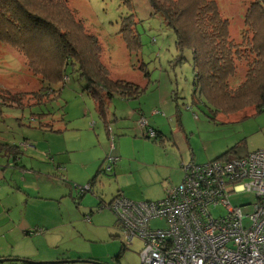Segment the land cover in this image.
Instances as JSON below:
<instances>
[{"label": "rangeland", "instance_id": "1", "mask_svg": "<svg viewBox=\"0 0 264 264\" xmlns=\"http://www.w3.org/2000/svg\"><path fill=\"white\" fill-rule=\"evenodd\" d=\"M216 1L221 15L229 20L230 39L239 40L244 14L253 0ZM131 3L130 10L125 0H68V6L100 43V59L108 78L140 85L134 97L124 98L114 93L107 98L109 115L105 121L114 136L112 141V136L105 135V122L98 115L89 83L77 66L69 61L64 69L66 77L49 84L29 70L20 52L0 43V89L16 94L14 100L20 98L19 102L0 100V172L6 176L4 183L0 180V187L5 190L9 179L22 185L21 170L26 167L25 176L30 185L27 187L33 198L25 209L32 218V233H37L29 239L28 254L36 257L37 245L46 251L55 245L51 240L58 232L39 231L55 224L60 212L70 216L74 212L77 215L89 209L94 211L92 223L84 231L62 238L58 248H64L62 259L66 260L55 264H96L86 259L91 252L103 255L105 261L109 259L106 264H142L141 240L134 238L125 245L120 228L115 226L114 212L108 207L98 209L100 199L109 200L117 193L132 201L161 199L166 186L181 181L182 163L210 162L232 146L240 152L264 148V110L259 115L241 118L242 112H217L203 102L192 103V52L183 50L182 60L177 61L175 33L158 15L150 13L148 0H131ZM131 12L137 21L139 39L135 52L127 48L122 32L123 29L126 33L124 24ZM42 86L52 90L48 93V89L41 90ZM38 91L43 95L35 94ZM142 118L167 137L156 140L145 137L146 129L139 126ZM49 125L54 129L50 130ZM3 139L12 142L2 146ZM177 145L189 146L184 161ZM10 153L17 155L15 163L6 157ZM109 155L117 157L110 172L106 171ZM236 156L239 154L229 153L224 158ZM229 200L240 205L245 215L251 212L249 203L254 197L248 192H232ZM19 210L20 207L13 212L17 221L22 218ZM227 213L222 204L212 207L214 218ZM165 224V220L158 218L150 222L152 228ZM110 226L116 228L118 236L110 232ZM1 243L5 244L3 240ZM122 244L125 246L122 256L112 258ZM75 248L85 252L86 257L72 263L73 251L77 253ZM2 249L4 253L10 252ZM14 249L19 252L18 246Z\"/></svg>", "mask_w": 264, "mask_h": 264}, {"label": "trees", "instance_id": "2", "mask_svg": "<svg viewBox=\"0 0 264 264\" xmlns=\"http://www.w3.org/2000/svg\"><path fill=\"white\" fill-rule=\"evenodd\" d=\"M125 2L131 10V0ZM148 3L150 13L158 15L175 33L176 60H182L183 50L192 52V103L203 102L217 112H242L241 118L259 115L264 110V0H253L247 7L239 40L230 39L229 20L219 12L216 0H148ZM83 22L68 6V0H0V43L20 52L29 70L49 84L66 77L64 69L71 61L87 79L98 115L106 120L107 98L114 93L124 98L134 97L140 85L108 78L100 59V43ZM136 24L131 12L124 24L127 25L126 33L122 29L123 39L131 52L136 51L139 43ZM145 75L148 76V72ZM42 89H48V93L52 90L49 86H42ZM35 94L42 96L43 92ZM15 97L16 94L0 89L2 102L7 98V102H19L20 98L14 100ZM48 127L54 129L51 125ZM105 128L112 141L114 136L106 121ZM144 128L155 132L154 137L144 132L145 137L153 140L160 137V132L148 122ZM229 153L241 157L248 152L236 151V146H232L211 161ZM108 158L110 165L106 171L110 172L117 157L109 155ZM20 181H23L22 176ZM118 198L127 197L117 193L109 201L99 200L97 207H109ZM115 224L118 226L117 218ZM47 230L45 227L39 233ZM124 248L122 244L115 259L121 257Z\"/></svg>", "mask_w": 264, "mask_h": 264}, {"label": "built area", "instance_id": "3", "mask_svg": "<svg viewBox=\"0 0 264 264\" xmlns=\"http://www.w3.org/2000/svg\"><path fill=\"white\" fill-rule=\"evenodd\" d=\"M139 126L146 127L145 119ZM146 134L155 136L150 128ZM182 169L181 181L167 186L161 199L118 198L108 207L124 244L141 240L142 264H264V148ZM232 192L253 195L250 213L231 204ZM219 204L228 213L214 218L212 207ZM155 218L165 227L152 228Z\"/></svg>", "mask_w": 264, "mask_h": 264}, {"label": "crops", "instance_id": "4", "mask_svg": "<svg viewBox=\"0 0 264 264\" xmlns=\"http://www.w3.org/2000/svg\"><path fill=\"white\" fill-rule=\"evenodd\" d=\"M152 112L154 113L155 110H152ZM108 115L109 114H107L106 116H108ZM176 117H177V115H176ZM102 119L105 122V119L104 118H102ZM152 122H154V121H152ZM176 126L178 127L177 124H176ZM104 129H105V135L107 137H109L108 132L105 128V125H104ZM156 130H158L160 132V134L159 133L158 134L161 138L167 137L165 135V133H163L161 130H159V129H156ZM176 132H179V131H176ZM180 137H182V136H180ZM101 138L103 139L102 136H101ZM3 141H4V139H3ZM172 141H174V144H176L175 140H172ZM0 142H1V140H0ZM10 142H12V141H4L3 143H1V145L3 146L4 143H10ZM181 144H182V142H180V145ZM188 147L189 146H185L184 148H181L180 146H178V148L180 149V152H182L181 153V157H182L181 160L182 161H184V158H185L184 154L186 152L185 150H187ZM0 149H1V146H0ZM5 150L7 151V148H5ZM16 156L17 155L10 153V154H7L6 157L8 159H12L15 163L18 159ZM187 163H189V162L182 163L181 167L183 164H187ZM5 166L6 165H4V167ZM24 168L26 169V167H24ZM24 168L22 170L23 172L21 171V175H20L23 177L22 185H19L21 187H19L17 185V183L15 181H13L12 179H9V182L5 186V188H6L5 190L2 189V186L0 187V258H17V259L30 258L32 260H39L36 262L66 260V259H62V258H65V254H63L64 248H58V244H60L62 238L63 239L68 238V236H67L68 234H70V233H72L73 235L75 233L77 234L79 230L81 233L82 232L81 230L85 229L89 225V223H92L91 215L93 214L94 211L92 209H89V211H85V212L81 211L77 215H76V212H74L73 215L69 214L70 216H67V214H65L64 211L60 212L59 220L55 224H52L49 227H46V228H48V230L44 232L47 234L49 232V230H52L53 232L59 233L58 235L55 236L54 240H51L52 243L55 245L51 248L50 251L42 250L37 245L38 255H36V257H35L34 255L28 254L27 246L31 242V240H29V239L35 232L32 233V218L29 215L28 211L25 209V206L26 207L29 206L28 203H30L29 201H31L33 196L31 195V192H30L31 190L28 189V187H27L30 185L27 184L28 181H27V178L25 176V173H27V171H24L25 170ZM13 170H16V168H14ZM182 173H183V169H182ZM5 177H6L5 172L3 174H1V172H0V180L2 183L5 182V180H6ZM181 178H182V176H181ZM25 198H28V199L24 202ZM100 200L106 201L107 199L104 198V199H100ZM109 200H107V201H109ZM18 207H20L21 211L19 210V212H20L19 214H21V217H22V218H19V221H17V216L13 213ZM30 210H31V207H30ZM25 212H27V215ZM31 212H33V211L31 210ZM88 213L90 214L89 215L90 220H86V215H88ZM62 223H65V224H62ZM115 226L118 227L116 224H115ZM30 228H31V231H30ZM36 228H38V227H36ZM61 228H64L65 231L61 230ZM35 229H33V231ZM94 229H95V227H94ZM110 232H113L115 236H118V232L116 231V228H114V229L112 228V231H110ZM35 234H37V233H35ZM111 236H113V235H111ZM33 237H34V235H33ZM80 239H82V238H79V240ZM1 240H3L5 242V244H3V246H5V247H3L1 245L2 244ZM86 241L92 242L90 240L84 239V242H86ZM78 243L79 242L75 243L74 245H76ZM16 246L19 247V249H18L19 252L15 251L14 248ZM2 248H7L8 250H10V252L4 253ZM75 249H77V248H75ZM119 251H121V250H119ZM73 252H74L73 256L75 257L74 260H77V259L81 260L80 258L86 257L85 252H83L81 249H77V253H75V251H73ZM118 253L116 255H114L112 258L117 256ZM88 256L89 257H87L86 259H91V260L99 261V262H103V263H106L109 260V259L107 261L103 260L104 256L101 254L100 255L96 254V252H91ZM5 261L14 262L13 260L12 261L4 260L2 262H5ZM18 261H20V260H18ZM2 262H0V263H2ZM72 263H73V261H72ZM24 264H29V263H24ZM40 264H42V263H40ZM51 264H55V263H51Z\"/></svg>", "mask_w": 264, "mask_h": 264}, {"label": "water", "instance_id": "5", "mask_svg": "<svg viewBox=\"0 0 264 264\" xmlns=\"http://www.w3.org/2000/svg\"><path fill=\"white\" fill-rule=\"evenodd\" d=\"M4 260H10V261H18V260H20L21 262H23V263H29V264H40V263H42V264H51V263H64L65 261H63V260H58V261H41V262H36V261H30V260H27V259H17V258H0V262H2V261H4ZM71 261H73V262H75V261H81V260H79V259H77V260H71ZM88 261H91V260H84V262H88ZM92 262H94V263H96V264H106V263H103V262H99V261H92Z\"/></svg>", "mask_w": 264, "mask_h": 264}]
</instances>
